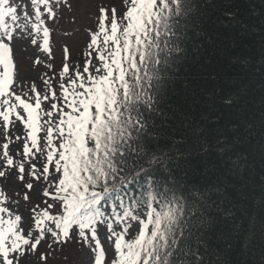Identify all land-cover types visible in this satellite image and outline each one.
Returning <instances> with one entry per match:
<instances>
[{
    "label": "snow or ice",
    "instance_id": "obj_1",
    "mask_svg": "<svg viewBox=\"0 0 264 264\" xmlns=\"http://www.w3.org/2000/svg\"><path fill=\"white\" fill-rule=\"evenodd\" d=\"M201 7L85 0L81 14L75 0H0V179L13 185L0 187V264H49L69 245L84 264H209L211 230L234 216L241 125L204 114L189 144L164 107ZM67 11L85 39L75 57L65 43L56 66L51 37ZM30 48L32 80L20 71ZM241 92L233 82L205 96L232 109ZM211 156L231 163L217 169Z\"/></svg>",
    "mask_w": 264,
    "mask_h": 264
},
{
    "label": "trees",
    "instance_id": "obj_2",
    "mask_svg": "<svg viewBox=\"0 0 264 264\" xmlns=\"http://www.w3.org/2000/svg\"><path fill=\"white\" fill-rule=\"evenodd\" d=\"M200 2V14L189 29L187 51L173 69L164 107L174 116L177 137L183 134L189 144L197 140V121L204 114L223 111L226 129L229 121L240 123L238 165L226 202L234 216L218 219L205 259L209 264L226 260L264 264V151L260 148L264 139V0ZM233 82L242 89L236 108L220 109L205 96L232 87ZM208 162L217 169H226L231 163L218 156L209 157Z\"/></svg>",
    "mask_w": 264,
    "mask_h": 264
},
{
    "label": "rangeland",
    "instance_id": "obj_3",
    "mask_svg": "<svg viewBox=\"0 0 264 264\" xmlns=\"http://www.w3.org/2000/svg\"><path fill=\"white\" fill-rule=\"evenodd\" d=\"M14 3L20 2L23 0H13ZM96 3H101L103 5L110 4H119V0H95ZM76 3V11L77 13L82 14V5L85 4V0H75ZM73 16L72 11H67L62 19L56 22L55 30L52 33L51 37V46L53 50V57L56 66H59L62 60V46L67 43L70 49L72 50L73 57L76 56L77 50L84 43V24L81 20L80 23L76 25L71 24V18ZM75 27L76 31L73 35H65V31L71 32L72 28ZM34 48H30L28 51L21 53V76L22 78L32 80L37 77V72L32 70V59H34L35 55H37ZM41 55V59H45V57ZM40 71L43 72L44 69L41 66ZM38 87L40 86V82L37 79ZM19 134V133H18ZM15 147V146H12ZM12 185L11 179L9 181H4L0 179V187L8 188ZM67 257V259H65ZM86 253L81 251L77 245H69L62 252H58L54 258L49 259V264H84L86 261Z\"/></svg>",
    "mask_w": 264,
    "mask_h": 264
}]
</instances>
